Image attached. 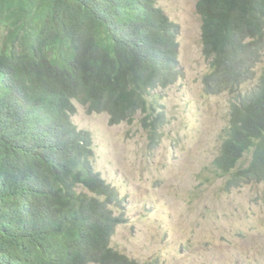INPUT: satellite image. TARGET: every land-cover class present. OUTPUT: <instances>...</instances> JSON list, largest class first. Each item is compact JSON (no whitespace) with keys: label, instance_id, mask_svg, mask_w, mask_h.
Segmentation results:
<instances>
[{"label":"trees","instance_id":"obj_1","mask_svg":"<svg viewBox=\"0 0 264 264\" xmlns=\"http://www.w3.org/2000/svg\"><path fill=\"white\" fill-rule=\"evenodd\" d=\"M195 8L205 85L240 90L261 61L264 0ZM179 33L155 0H0V264H127L108 245L121 220L109 207L120 204L116 189L93 168L90 133L72 117L76 104L110 124L140 111L157 134L155 88L183 75ZM239 96L214 163L232 171L252 149L232 180H264V70Z\"/></svg>","mask_w":264,"mask_h":264},{"label":"rangeland","instance_id":"obj_2","mask_svg":"<svg viewBox=\"0 0 264 264\" xmlns=\"http://www.w3.org/2000/svg\"><path fill=\"white\" fill-rule=\"evenodd\" d=\"M196 2L155 0L179 25L176 60L183 69L175 84L155 88L164 112L157 134L142 124L140 111L133 122L110 124L109 114L76 104L72 122L90 133L92 166L117 189L120 204L111 207L121 223L110 244L122 255L140 264H264V180L228 190L233 171L226 176L214 163L228 138L231 103L258 81L264 62L245 89L207 94L209 59ZM252 157L245 152L236 170Z\"/></svg>","mask_w":264,"mask_h":264},{"label":"clouds","instance_id":"obj_3","mask_svg":"<svg viewBox=\"0 0 264 264\" xmlns=\"http://www.w3.org/2000/svg\"><path fill=\"white\" fill-rule=\"evenodd\" d=\"M179 36V35H178ZM178 39V38H177ZM178 42V41H177ZM262 50H263V48L261 49V54H262ZM177 55V54H176ZM177 61V60H176ZM262 62H264V54H262V56H261V61H260V64L262 63ZM209 68H210V63H209ZM210 73V72H209ZM208 73V74H209ZM205 76H207V74L206 75H204L203 76V78H202V81H203V83H204V78H205ZM254 76H255V74L253 75V78H254ZM259 78H260V75L258 76V78H257V80L259 81ZM254 80L252 79V81H250V82H253ZM258 81L256 82V83H258ZM250 82H246V80L242 83V85L240 84L239 86H241V88L242 89H245V86H247ZM176 83V82H175ZM174 83V84H175ZM255 83V82H254ZM254 83H252V84H254ZM173 85V84H172ZM204 85H205V83H204ZM169 87V86H168ZM205 87H206V90H207V94H218V92H214V90L216 89H213L211 86H206L205 85ZM167 88V87H166ZM165 88V89H166ZM240 88V89H241ZM231 89L232 88H230L229 86H226V87H224V88H222V90L220 91V92H222V91H224V90H227V91H231ZM235 90V89H234ZM133 122V121H132ZM226 139H227V137H226ZM222 146V145H221ZM220 150H221V147H220ZM251 151H252V149H251ZM238 165V164H237ZM216 166V165H215ZM216 168L219 170V168L216 166ZM236 168H237V166H236ZM242 169H244V168H242ZM242 169H238L239 171L240 170H242ZM220 170H222V169H220ZM233 171V173H231V174H229V176H228V179H227V181H226V185L227 184H232L231 186H230V188L228 189V190H230V189H232V188H235V187H238L239 185V182L241 181V180H238V178L236 179L235 178V180H232V177H236V176H234L235 175V172H237V170L236 169H233L232 170ZM229 172H231V171H228V172H225V173H223V174H228ZM227 176V175H226ZM242 182V181H241ZM241 182H240V184H241ZM234 183V184H233ZM109 184V183H108ZM110 185V184H109ZM116 189V188H115ZM116 191H117V189H116ZM112 205V204H111ZM111 205L109 206L111 209H112V207H111ZM113 210V209H112ZM122 210H123V212H125V209L124 208H122ZM116 215V214H115ZM121 222L120 221H118V224L116 225V227H115V229H114V233H115V231H116V228H117V226L120 224ZM113 233V234H114ZM113 234L109 237V247H111L115 252L117 251L119 254H121L120 253V251L119 250H117V249H115V248H113L112 246H111V244H110V240H111V237L113 236ZM122 255V254H121ZM123 256V258H124V260L127 262V264H140L138 261H136V260H131V259H129L127 256H125V255H122ZM92 263H95V264H98V263H96V262H92ZM89 264V263H88ZM142 264H156V262H154V261H152V260H150V261H147V262H143Z\"/></svg>","mask_w":264,"mask_h":264}]
</instances>
